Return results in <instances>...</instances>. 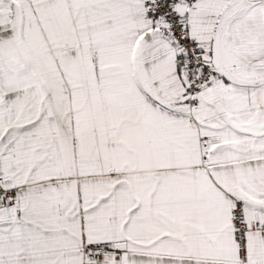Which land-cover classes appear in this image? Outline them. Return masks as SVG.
I'll return each instance as SVG.
<instances>
[{"label":"snow or ice","instance_id":"6c2138e0","mask_svg":"<svg viewBox=\"0 0 264 264\" xmlns=\"http://www.w3.org/2000/svg\"><path fill=\"white\" fill-rule=\"evenodd\" d=\"M0 264H264V0H0Z\"/></svg>","mask_w":264,"mask_h":264}]
</instances>
